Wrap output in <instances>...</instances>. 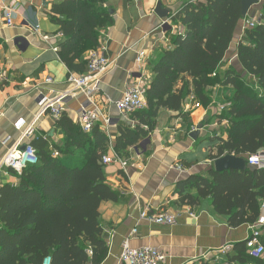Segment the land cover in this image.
Listing matches in <instances>:
<instances>
[{
  "label": "trees",
  "instance_id": "1",
  "mask_svg": "<svg viewBox=\"0 0 264 264\" xmlns=\"http://www.w3.org/2000/svg\"><path fill=\"white\" fill-rule=\"evenodd\" d=\"M110 0H57L50 19L59 27L58 54L71 74H85L87 57L100 44L101 33L114 24ZM260 22L246 29L237 46L239 65L220 72L243 22L242 0H189L173 17L183 27L174 48L152 64L154 75L145 88L147 106L119 122L115 152L123 156L147 139L162 110L182 115L183 104L195 97L209 106L208 89L231 86L234 96L220 115L229 123L218 138L216 161L227 155L247 158L264 150V0ZM63 146L36 148L39 164L28 167L17 186L0 188V264H102L109 249L100 223V207L117 201L105 176L103 157L109 137L99 126L85 133L66 114L57 121ZM58 153L55 157L54 154ZM192 165L185 164L191 168ZM181 206L196 207L211 199L214 212L232 228L253 226L262 215L264 169L193 174L180 181ZM262 242L264 240L262 237ZM253 262L247 241L234 246L227 264ZM254 264H264V256Z\"/></svg>",
  "mask_w": 264,
  "mask_h": 264
},
{
  "label": "crops",
  "instance_id": "2",
  "mask_svg": "<svg viewBox=\"0 0 264 264\" xmlns=\"http://www.w3.org/2000/svg\"><path fill=\"white\" fill-rule=\"evenodd\" d=\"M56 1L0 0V66L7 76L0 92V162L17 146L35 149L46 146L53 150L54 146L65 143V134L57 121L48 114L41 115L40 105L44 98L71 89L69 71L58 54L59 27L49 16ZM188 1L110 0L114 24L101 33L100 41L109 47L111 66L103 76L98 100L102 118L97 124L110 139L106 156L116 154L114 136L119 132V122L134 124L116 110L114 103L129 87L146 88L152 81V64L164 51L174 48L177 31L184 30L172 19ZM159 4L171 12L168 19L162 20L155 13ZM8 8L13 15L12 26L7 25L4 15ZM256 9V16L252 14L248 20H259L261 8ZM34 23L40 25V34L33 31ZM243 23L220 72L239 65L236 52L244 34ZM141 52H145L147 58L139 66L137 58ZM47 78L52 79L50 84L46 83ZM207 93L211 100L209 106L197 108L189 97L183 104L182 115L162 110L155 131L121 156L128 162L126 169L119 164L104 165L106 179L117 201H105L100 207V223L109 249L102 264H124L121 254L127 241L133 249H159L168 258L165 264H227V256L234 246L250 238L251 226L230 227L225 217L214 212L211 199L203 200L194 208L178 202V183L193 174L207 176L215 163L209 159L210 153L216 155L218 138L227 137L229 123L219 117L230 106L233 88L217 85L210 87ZM84 103L81 94L68 100L64 114L75 123ZM107 120L111 123L106 124ZM17 126L22 128L19 130ZM193 134H198L197 140ZM202 144L208 147L200 146ZM185 164L192 165L186 167L189 170L186 174L173 169ZM19 177L3 169L0 188L17 186ZM143 211L177 215V224L172 227L151 224L140 219ZM135 229L137 234L133 235ZM225 249L230 251L222 255Z\"/></svg>",
  "mask_w": 264,
  "mask_h": 264
},
{
  "label": "built area",
  "instance_id": "3",
  "mask_svg": "<svg viewBox=\"0 0 264 264\" xmlns=\"http://www.w3.org/2000/svg\"><path fill=\"white\" fill-rule=\"evenodd\" d=\"M4 15L8 26L13 25V15L8 8L4 10ZM260 22L259 20H248V17L244 20L243 32L246 29L255 28ZM33 31L36 34H40L41 28L38 23L32 25ZM182 32L177 31V35ZM61 37V36H60ZM48 39V37H45ZM109 47L107 44L101 43L99 46L90 52L87 57V72L85 74H71L68 78V83L71 85V89L60 93L52 98H44L41 105V115L48 114L53 120L59 121L62 115L65 113L66 103L68 100L77 98L79 94L85 98V103L81 105V108L74 119L75 123L79 125L82 130L90 134L102 118L101 109L99 106V98L102 93L103 76L107 73L111 66L110 58L108 57ZM147 55L145 52L139 53L137 58V64L143 65ZM7 82V76L5 70L0 66V92L3 90ZM52 79L47 78L46 83H51ZM191 101L196 102V107L200 108L201 104L195 97H190ZM116 110L124 117H130L136 112L142 111L146 108V96L145 88L138 86L129 87L122 98L114 103ZM111 121L107 120L106 124H110ZM20 130L22 126H17ZM32 129L29 131L31 132ZM103 165L119 164L126 169L128 162L121 158L120 155L115 154L113 157L105 156L102 159ZM39 164V157L37 150L33 146H17L14 149H10L7 154L2 158L0 162V174L3 169H9L13 171L17 176H22L24 171L28 167L36 166ZM248 164L251 167H255L259 170L264 169V150L248 157ZM181 174H186L189 170L182 166H174ZM262 215L258 219L257 223L251 226V236L247 240V248L252 261L261 259L264 256V244L262 242L263 228H264V202L262 204ZM192 218H195L193 213L190 214ZM177 215L162 212L158 214L149 213L143 211L140 219L150 222L151 224L172 227L177 224ZM133 235L137 234V230H133ZM230 250H222V255H227ZM165 253L159 249L152 247H144L141 249H133L129 245V242H125L121 261L124 264H165L167 261ZM250 262L248 264H254ZM44 264H51V259L45 260Z\"/></svg>",
  "mask_w": 264,
  "mask_h": 264
},
{
  "label": "water",
  "instance_id": "4",
  "mask_svg": "<svg viewBox=\"0 0 264 264\" xmlns=\"http://www.w3.org/2000/svg\"><path fill=\"white\" fill-rule=\"evenodd\" d=\"M260 0H242V18L243 21L248 17L249 13L251 12V9L255 5H259ZM155 13L157 16L164 20L168 19L171 16V12L166 10L162 4H159ZM113 14V12H112ZM194 140H197L198 134H193L192 136ZM248 160L244 158H239L234 155H227L224 156L214 163V170L216 172H225L229 170H241L245 169L248 166Z\"/></svg>",
  "mask_w": 264,
  "mask_h": 264
},
{
  "label": "rangeland",
  "instance_id": "5",
  "mask_svg": "<svg viewBox=\"0 0 264 264\" xmlns=\"http://www.w3.org/2000/svg\"><path fill=\"white\" fill-rule=\"evenodd\" d=\"M262 3H263V0H260V4H259V5H255V6H253L252 9H251V12H250L249 15H248V17H251L252 14H253V17L256 16V13H257V11H258V9H256V7L260 6V8H261ZM254 8H255V9H254ZM253 10H254V11H253ZM259 10H260V9H259ZM259 19H260V18H259ZM257 20H258V19H257ZM239 42H240V40H239ZM200 146L205 147V148L208 147V145H205V144H202V145H200Z\"/></svg>",
  "mask_w": 264,
  "mask_h": 264
}]
</instances>
